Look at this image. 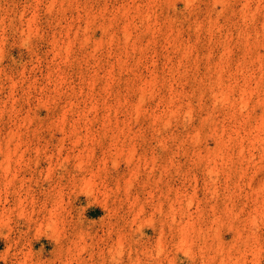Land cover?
<instances>
[{"label":"rangeland","instance_id":"374dc122","mask_svg":"<svg viewBox=\"0 0 264 264\" xmlns=\"http://www.w3.org/2000/svg\"><path fill=\"white\" fill-rule=\"evenodd\" d=\"M0 264H264V0H0Z\"/></svg>","mask_w":264,"mask_h":264},{"label":"bare ground","instance_id":"6f19581e","mask_svg":"<svg viewBox=\"0 0 264 264\" xmlns=\"http://www.w3.org/2000/svg\"><path fill=\"white\" fill-rule=\"evenodd\" d=\"M128 35H129V34H128ZM63 140H64V139H63ZM63 140H62V141H63Z\"/></svg>","mask_w":264,"mask_h":264}]
</instances>
